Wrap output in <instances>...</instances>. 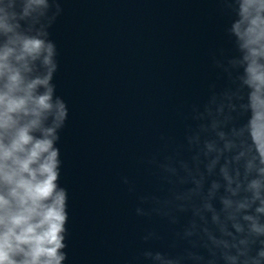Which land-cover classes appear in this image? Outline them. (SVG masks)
Wrapping results in <instances>:
<instances>
[{"label":"water","instance_id":"95a60500","mask_svg":"<svg viewBox=\"0 0 264 264\" xmlns=\"http://www.w3.org/2000/svg\"><path fill=\"white\" fill-rule=\"evenodd\" d=\"M26 3L0 8L16 14L22 34L55 44L52 83L68 108L56 144L68 193L62 264H163L157 253L177 264H230L210 237L241 249L240 240L255 239L243 213L245 232L236 233L220 203L229 195L220 165L247 140L238 134L247 89L231 32L235 0H45L25 17ZM245 159L229 166L240 172L233 189L246 184ZM213 181L221 186L209 197ZM207 202L235 239L221 237Z\"/></svg>","mask_w":264,"mask_h":264},{"label":"clouds","instance_id":"9594fccd","mask_svg":"<svg viewBox=\"0 0 264 264\" xmlns=\"http://www.w3.org/2000/svg\"><path fill=\"white\" fill-rule=\"evenodd\" d=\"M237 19L231 32L237 40L243 67L240 77L247 89L245 102L241 104L246 114V123L239 135H246V149L237 156L225 158L219 173L225 181V192L221 196V211L231 222L236 233H244L245 228L237 219L238 213L244 222H250L248 236L255 237L251 245L247 238L239 241L245 247L229 243L223 239L210 237L216 247L222 246L220 253L230 264H262L264 261V0H235ZM45 0H27L23 16ZM16 14L0 8V35L4 43L0 46V264H62L66 253L65 235L68 221L67 190L58 183L60 177V150L56 147L59 131L68 117L64 100L55 96L52 83L58 69L56 46L37 36H29L18 31ZM39 62V63H38ZM41 68L44 69L41 72ZM221 137L224 133L220 134ZM211 150L212 145H206ZM231 147V145H226ZM244 161V181H239L240 172L235 177L229 166L233 161ZM219 163V155L208 166L211 172ZM255 176L248 179L249 176ZM127 183V181H125ZM213 181L209 197L220 188ZM245 195L242 200L231 197L240 190ZM213 213V223L218 224L221 237L233 236L227 223L219 222V213L210 202L205 204ZM233 239L235 237L233 236ZM252 245L255 255H252ZM236 248V255L229 254ZM213 256L215 252L211 253ZM163 264H177L172 258L157 253ZM242 258V259H241ZM201 259H203L201 257Z\"/></svg>","mask_w":264,"mask_h":264}]
</instances>
